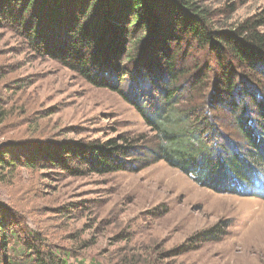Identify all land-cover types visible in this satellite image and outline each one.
I'll list each match as a JSON object with an SVG mask.
<instances>
[{
  "label": "trees",
  "instance_id": "16d2710c",
  "mask_svg": "<svg viewBox=\"0 0 264 264\" xmlns=\"http://www.w3.org/2000/svg\"><path fill=\"white\" fill-rule=\"evenodd\" d=\"M0 17L39 57L116 93L152 134L63 147L57 156L69 154L60 157H71L74 173H138L162 162L216 194L250 196L255 183L264 188L260 22L213 30L199 0H0ZM200 54L203 60L195 57ZM5 118L0 99V124ZM7 155L0 145V170L19 162L33 168L25 154ZM13 216L0 207V264L77 260L67 251L51 253L33 231L20 238ZM224 228L198 232L171 253L181 256L192 243L218 241Z\"/></svg>",
  "mask_w": 264,
  "mask_h": 264
},
{
  "label": "rangeland",
  "instance_id": "374dc122",
  "mask_svg": "<svg viewBox=\"0 0 264 264\" xmlns=\"http://www.w3.org/2000/svg\"><path fill=\"white\" fill-rule=\"evenodd\" d=\"M199 3L213 30L229 32L249 19L264 33V0ZM18 33L0 17L6 113L0 145L8 148L7 160L25 154L23 160L33 162V168L19 162L0 170V207L20 221L14 227L20 238L33 231L51 253L76 254L72 264H264V188L258 183L250 196L216 194L162 162L138 173H74L77 164L62 158L69 154L57 156L63 147L152 134L116 93L39 57ZM216 224L227 226L220 240L192 243L193 250L173 256Z\"/></svg>",
  "mask_w": 264,
  "mask_h": 264
}]
</instances>
